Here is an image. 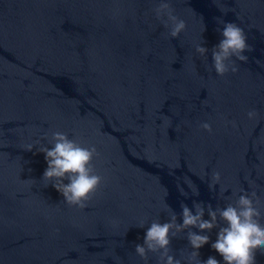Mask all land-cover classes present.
I'll use <instances>...</instances> for the list:
<instances>
[{
	"label": "water",
	"instance_id": "1",
	"mask_svg": "<svg viewBox=\"0 0 264 264\" xmlns=\"http://www.w3.org/2000/svg\"><path fill=\"white\" fill-rule=\"evenodd\" d=\"M160 2L0 0V264H157L159 253L135 252L153 221L174 212L182 223V203L224 208L252 192L264 223V0H168L186 22L176 38ZM219 21L252 48L224 76L211 56ZM55 132L97 150L102 183L86 208L43 180L39 149ZM187 231L171 238L181 264L193 251ZM217 232L201 261L224 264Z\"/></svg>",
	"mask_w": 264,
	"mask_h": 264
},
{
	"label": "clouds",
	"instance_id": "2",
	"mask_svg": "<svg viewBox=\"0 0 264 264\" xmlns=\"http://www.w3.org/2000/svg\"><path fill=\"white\" fill-rule=\"evenodd\" d=\"M154 11L166 28L170 26L169 35L172 38L178 37L186 29V22L174 15L168 0H161ZM165 16L167 19L163 20ZM219 22L223 24L222 29H217L222 39L211 49V56L216 74L224 76L230 70L233 73L238 71L232 58L246 62L248 57L243 53L251 51L252 48L247 43L244 30L237 24ZM208 51L202 45L196 46V52L200 56H205ZM256 116L255 110L248 113L249 119ZM201 127L208 132L212 131L209 123H203ZM50 142L53 145L50 149H39L44 153L47 162L43 180L54 181L53 187L62 194L67 205L86 208L90 196L102 183V177L96 174L93 165V160L98 155L95 146H84L75 139H69L63 132L53 133ZM32 148L33 145H28L25 150L31 151ZM64 180L68 183H64ZM219 180L220 174L214 173L213 183L209 188ZM259 203L256 192L240 195L235 204H227L224 208L213 209L211 204L205 206L203 202H194L190 208L182 203V223L177 222L174 212H170L167 222L153 221L146 230L143 244L135 246V252L145 261L148 259L147 254L151 252L159 253L157 264H181L180 259L170 254L171 238L188 230L187 239L193 249L188 257L190 264L193 260H199V264H220L213 256L205 261L199 259V249L210 242L206 233L218 229L217 238L211 243V248L222 257L224 264H255L256 251L259 249L264 253V223L260 221L261 211L257 207ZM206 211L208 219L204 218Z\"/></svg>",
	"mask_w": 264,
	"mask_h": 264
}]
</instances>
